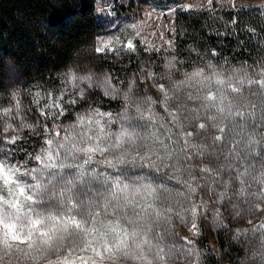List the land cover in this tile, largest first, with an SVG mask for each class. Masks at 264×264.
<instances>
[{
  "label": "snow or ice",
  "instance_id": "snow-or-ice-1",
  "mask_svg": "<svg viewBox=\"0 0 264 264\" xmlns=\"http://www.w3.org/2000/svg\"><path fill=\"white\" fill-rule=\"evenodd\" d=\"M140 35L122 41L123 50L135 52ZM110 44L101 40L95 51H114ZM174 60L167 64L169 79ZM142 71L154 81L158 97L137 98L133 81L122 96L123 112L115 116L91 107L67 128L43 124V145L25 153L41 167L29 169L11 160V152L0 155V264H170L177 253L182 261L191 257L187 264H200L201 253L186 248L193 240L169 242L177 218L188 223L190 217L188 230L196 236L211 203L228 202L234 209L246 204L264 212V141L259 139L264 137V65L251 68V74L247 69L227 73L209 61L184 72L171 88L156 83L155 72ZM84 82L111 99L121 96L110 77L94 85L91 74H67L75 88ZM246 91L259 99H249ZM67 95L36 91L33 103L40 116L56 120L64 116L65 102H77L65 101ZM77 95L83 98L85 90L79 88ZM12 99L19 115L21 101L16 93ZM11 111L0 109L4 115ZM19 118V126L9 122L2 128L13 133L4 137L8 145L21 139L22 129L35 132L41 126ZM166 172L167 181L179 187L153 175ZM45 175L47 182L41 179ZM253 183L259 185L255 191ZM221 214L217 207L213 220L220 222ZM248 224L253 235L260 234V250L252 256L264 264V223L249 219ZM248 233L237 229L236 238Z\"/></svg>",
  "mask_w": 264,
  "mask_h": 264
},
{
  "label": "trees",
  "instance_id": "trees-1",
  "mask_svg": "<svg viewBox=\"0 0 264 264\" xmlns=\"http://www.w3.org/2000/svg\"><path fill=\"white\" fill-rule=\"evenodd\" d=\"M202 1L148 0L154 10L169 13L167 22L178 65L184 69L209 61L227 68L262 65L264 6L248 1L219 5L215 0L200 5ZM119 10L125 7L120 5ZM102 28L103 21L91 0H0V91L4 88L5 58L13 62L22 84L33 91L25 97L31 101L35 91L44 94L64 83V72L75 64L105 67L117 80L138 70L145 51L118 57L91 51L94 36ZM151 57L161 64L159 57L153 53ZM90 96L106 109L120 107L118 100L97 90ZM75 100L67 117L88 106L84 99ZM34 134L23 133L24 143H31ZM202 226L203 240L213 252L215 264H238L236 247L214 234L204 218Z\"/></svg>",
  "mask_w": 264,
  "mask_h": 264
},
{
  "label": "rangeland",
  "instance_id": "rangeland-1",
  "mask_svg": "<svg viewBox=\"0 0 264 264\" xmlns=\"http://www.w3.org/2000/svg\"><path fill=\"white\" fill-rule=\"evenodd\" d=\"M219 5H235L236 3L241 2H253L257 5L264 6V0H215ZM91 3L95 9L96 14L103 21L102 30L94 36L93 43L91 46V51L99 55H112V56H122L128 51H124L122 48V41L133 37L137 31L141 33L140 37L136 41V51H145L138 70L132 71L127 77H124L123 80L115 79L112 74L105 68L97 64H75L69 66L64 72V83L60 84L51 91H55L57 94L67 91L69 95L65 97V101L72 99H84L88 102V106L82 110L75 112L72 116L67 117L69 113L68 110L72 107V103H64L65 114L64 116L59 117V119L52 120L46 117L39 115V106L35 105L33 101L26 100V95L31 93L21 82V77L19 76L13 62L9 58H5V78H4V88L0 91V109L11 108L12 111L8 115H4L3 112H0V133H3L2 128L6 123H13L14 126H19L21 120L19 115H22L26 118L29 123H36L37 121L41 122V126L37 127L35 132H31L27 129H22L19 132L21 139L15 145H8L4 142L5 136H11L13 133L9 131L6 134L0 135V155H3L7 152H11L12 155L9 157L13 161H22L27 164V167L31 169L32 167H41L36 163L34 159L30 160L25 153H34L38 152L40 147L43 145V124H48L50 127L55 128L56 125H59L61 129L67 128L72 125L76 120L78 115L86 113L91 107H98L102 111L112 112L115 116L118 113L123 112V93L128 91L129 86L135 81L133 86V92L137 98L152 95L158 97L159 93L153 87L154 81L146 77V72L142 70H148L156 73L155 82L165 83L169 88L176 80L183 79V73L186 71H191L193 68L197 67H206L208 63L194 64L189 68H181L178 65L177 58L173 52V43L171 46L167 41L173 42L171 37V27L168 25L167 17H169L168 12H159L154 10V6L148 3V0H91ZM192 3V2H191ZM209 4L208 0H203L200 5ZM120 5L125 7V10H119ZM132 7V8H130ZM135 25L136 27H133ZM169 26V28H168ZM154 33V34H153ZM163 34V38H161ZM111 41L109 47L114 49V51L106 50L103 53H97L95 51L96 47L100 46V41ZM149 41L153 47H148L143 41ZM158 49V50H157ZM152 53L154 56L160 58L161 64L158 66L157 59L151 57ZM175 57L173 63L176 65V70H173L171 79L168 78L169 69L167 67L168 61ZM216 65V64H214ZM264 65V63L262 64ZM217 70H223L227 73L232 71H240L247 69L250 71L251 68L246 65L234 66L227 68L224 66L216 65ZM258 68V67H255ZM70 71H74L78 76H86L91 74L93 76L94 85L102 80L104 77H110L112 84L120 90L121 96L116 98L119 101L120 107L117 110L106 109L102 107L98 102L93 101L90 97L93 90H97L101 95L103 92L98 87H88L87 82L80 83L79 88L85 90V96L80 98L77 95L79 88L73 87L71 84L67 83V74ZM36 92V91H35ZM34 92V93H35ZM12 93H16L18 98L21 101L22 108L21 112L18 115L17 110L14 107V101L12 99ZM43 95V94H42ZM251 100H257L258 97L249 96L248 92L245 93ZM104 96V95H103ZM110 98V97H109ZM118 127V125H116ZM23 133L34 134L31 138V143H24L22 140ZM39 133V134H38ZM264 141V137H259ZM264 151V149H261ZM91 167H95L99 171H104V169L98 165L94 164ZM139 170V169H137ZM55 171V170H50ZM148 171V169H144ZM260 171L259 165L257 166V174ZM170 173H165L159 175L153 173L157 176V179H165L167 181V175ZM38 175V174H37ZM30 182L35 183V180H31L30 177H26ZM44 182H47L48 176L45 175L41 178ZM171 187H179L175 185L172 181H167ZM259 185L253 183L252 191H255ZM207 199V196L204 197ZM196 200L200 199V193L198 192ZM253 202H256L253 200ZM232 203H238L233 199ZM184 206L188 207L189 202L184 201ZM217 207H221V217L220 222L213 220L212 212L215 211ZM210 212L206 216H201L199 218V224L201 225L199 235L193 236V234L188 230L190 227V217L188 223L179 221L177 218L174 225L171 228V231L175 233V236L171 237L169 242L175 241L178 244L183 243L182 238L187 237L190 240L194 241L193 245H187V247H194L197 251L201 253L200 264H215L213 260L214 254L208 248L206 242L203 240V226L202 218L206 219L211 230L216 235H221L225 239V242L232 247H236V253L234 257L236 258L238 264H262L260 259L253 258L252 253L254 251L260 250L259 239L257 238L260 234L256 233L253 235L251 233L252 225L248 224V220L251 219L254 224L264 223V212H256L252 209H249L246 204H240L238 209L231 207L228 202H225L223 206L211 203L209 205ZM242 209L241 215H237V211ZM237 229L243 231L244 229H249V233L246 235H241L236 238ZM182 254H173V258L170 261V264H187V260H190L191 257H188L187 260L178 259V256Z\"/></svg>",
  "mask_w": 264,
  "mask_h": 264
}]
</instances>
